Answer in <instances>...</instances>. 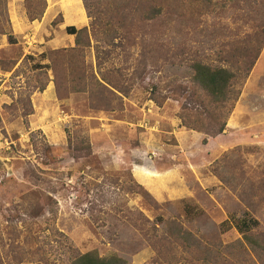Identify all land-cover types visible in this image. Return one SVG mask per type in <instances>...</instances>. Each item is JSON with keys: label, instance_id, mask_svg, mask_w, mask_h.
I'll return each mask as SVG.
<instances>
[{"label": "rangeland", "instance_id": "374dc122", "mask_svg": "<svg viewBox=\"0 0 264 264\" xmlns=\"http://www.w3.org/2000/svg\"><path fill=\"white\" fill-rule=\"evenodd\" d=\"M53 1L0 0V264H264V0ZM196 62L250 69L217 137Z\"/></svg>", "mask_w": 264, "mask_h": 264}, {"label": "trees", "instance_id": "16d2710c", "mask_svg": "<svg viewBox=\"0 0 264 264\" xmlns=\"http://www.w3.org/2000/svg\"><path fill=\"white\" fill-rule=\"evenodd\" d=\"M43 11L42 16L44 15ZM35 20V19H33ZM69 35H79L83 31L77 30L76 27L66 29ZM250 69L244 75L239 66L234 68L228 67H211L196 62L193 65L192 86L194 90L190 92V103L197 101L193 108L186 105L184 111V121L187 119V113H193L194 121L200 123V127L187 124L186 127L192 130L205 133L207 136L217 137L222 135L227 127V122L232 114L239 98L241 88L237 87L242 80L247 79ZM189 91L187 88L185 89ZM203 94V95H202ZM205 96L204 100H201ZM259 226V222L253 219H244L236 224L237 230L243 234L246 241L262 255H264V242L255 236L250 235L253 229ZM73 264H128V261L118 255H109L101 257L98 252L93 251L75 257Z\"/></svg>", "mask_w": 264, "mask_h": 264}, {"label": "crops", "instance_id": "0c3cea01", "mask_svg": "<svg viewBox=\"0 0 264 264\" xmlns=\"http://www.w3.org/2000/svg\"><path fill=\"white\" fill-rule=\"evenodd\" d=\"M59 7H61V6H59ZM64 7L66 8L67 13H70L72 9L75 11V16H73L72 20H69L68 23H71L72 25H77V24L84 25L85 24L84 21L86 19V11H85L83 4L80 2V0H72V3H65ZM15 11H16V9L12 8L11 17H12L14 23H16V20L19 19V16L21 17V15H18L17 12H15ZM55 11H57V7H55L54 1L53 0H47V6H46V9H45V12H44V15L42 17L41 22H43V21L47 22V21H50L51 19H53L55 16ZM37 22L39 23V21H37ZM228 123H229V120L227 122V127H226V130L224 133H227L228 132L227 129H229L231 127L230 124H228ZM164 172H166V171H164ZM168 175L166 176L165 173L163 174L164 177L161 180H163L164 185L169 184L170 180H175L174 176H172L173 174H168ZM179 177H177V178H179ZM183 183L184 182L180 183L181 188H183V186H184ZM182 192H183L182 189L177 190V193H179V194H181Z\"/></svg>", "mask_w": 264, "mask_h": 264}]
</instances>
